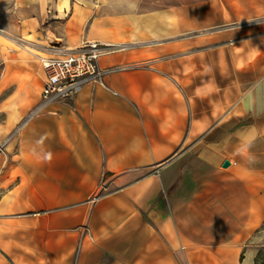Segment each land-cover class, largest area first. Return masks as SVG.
<instances>
[{"label":"crops","instance_id":"crops-1","mask_svg":"<svg viewBox=\"0 0 264 264\" xmlns=\"http://www.w3.org/2000/svg\"><path fill=\"white\" fill-rule=\"evenodd\" d=\"M61 2L0 0V264L235 261L264 238V0ZM93 41L124 68L29 116L43 56Z\"/></svg>","mask_w":264,"mask_h":264},{"label":"built area","instance_id":"built-area-1","mask_svg":"<svg viewBox=\"0 0 264 264\" xmlns=\"http://www.w3.org/2000/svg\"><path fill=\"white\" fill-rule=\"evenodd\" d=\"M124 48L93 41L76 49H54V56L42 59L46 79L40 101L29 116L41 112L51 103L76 97L87 84L101 82L104 77L123 69L119 66L101 67L99 60L104 55Z\"/></svg>","mask_w":264,"mask_h":264},{"label":"rangeland","instance_id":"rangeland-1","mask_svg":"<svg viewBox=\"0 0 264 264\" xmlns=\"http://www.w3.org/2000/svg\"><path fill=\"white\" fill-rule=\"evenodd\" d=\"M70 1L73 0H68V4ZM75 1V0H74ZM81 1V0H77ZM105 1V0H104ZM60 7H64L62 5V2L59 5ZM163 14L158 13L155 16H152L150 19L149 18H138L137 22L131 21L130 23L132 24V29L130 32H135L139 38H147L150 35L155 37H159L160 35H168L169 33H172L171 29L168 28V26L165 23V20L162 16ZM139 21V22H138ZM154 27L156 26V32L149 31V27ZM109 34H113V37L110 41L113 42H127L130 39H132L131 34L127 37H124V31L120 30L119 34L118 32L113 29L108 31ZM11 48L17 49L16 47L12 45H8ZM79 48V47H78ZM43 57H48L47 55H44ZM177 249L179 247V244L177 243ZM248 247L244 248V250L241 252L239 255V258L242 256L241 259L237 258L235 261L232 260L231 254L229 253L230 248L228 247H222L214 250L210 249H203L201 254H189L188 257L186 258L184 255L179 253H174V259L173 263L176 264H247L246 261L249 259L250 253L248 252V249L254 250L255 254L251 258V264H264V238H252L248 240L246 243ZM243 253V254H242Z\"/></svg>","mask_w":264,"mask_h":264},{"label":"bare ground","instance_id":"bare-ground-1","mask_svg":"<svg viewBox=\"0 0 264 264\" xmlns=\"http://www.w3.org/2000/svg\"><path fill=\"white\" fill-rule=\"evenodd\" d=\"M62 5H64V7H67V5H68V0H62Z\"/></svg>","mask_w":264,"mask_h":264},{"label":"water","instance_id":"water-1","mask_svg":"<svg viewBox=\"0 0 264 264\" xmlns=\"http://www.w3.org/2000/svg\"><path fill=\"white\" fill-rule=\"evenodd\" d=\"M229 165V162L228 161H225L224 163H223V167H227Z\"/></svg>","mask_w":264,"mask_h":264},{"label":"trees","instance_id":"trees-1","mask_svg":"<svg viewBox=\"0 0 264 264\" xmlns=\"http://www.w3.org/2000/svg\"><path fill=\"white\" fill-rule=\"evenodd\" d=\"M242 258V256L240 257V259ZM257 264V263H256Z\"/></svg>","mask_w":264,"mask_h":264}]
</instances>
